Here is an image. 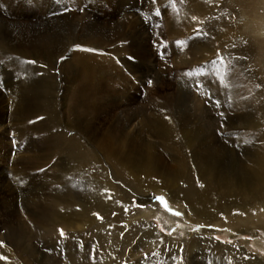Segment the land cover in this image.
I'll use <instances>...</instances> for the list:
<instances>
[{"label": "rangeland", "instance_id": "obj_1", "mask_svg": "<svg viewBox=\"0 0 264 264\" xmlns=\"http://www.w3.org/2000/svg\"><path fill=\"white\" fill-rule=\"evenodd\" d=\"M88 1L50 0L46 4L48 10L39 13L35 0H0V35L5 26L2 21L7 19L8 25L48 28L43 31L45 35L51 32V35L70 37L65 40L62 55L51 61L20 59L0 44V107L6 98L7 103L8 98L12 99L6 93L7 81L18 78L29 83L23 93L28 95H23L27 113L22 123L11 120L12 103L10 110H0V210L3 211H0V242H3L0 257L6 256L0 263L225 264L226 257L234 255L238 245L246 251L240 256H249L244 255L239 264H263L264 208L252 203L264 197V183L261 178L256 181L247 178L229 186L228 182L222 185L212 176L221 172L232 175L235 164L239 166V159L246 158L248 165H259L257 157L263 162L264 103L260 98H264V0H210L214 7L233 4L242 8L244 14L241 10L236 14L237 26L231 31H222L221 27L184 29L181 34H172L168 29L170 10H165L169 7L166 2L127 0L119 5L107 0H94V4ZM187 3L191 6L207 4L204 0H187ZM245 17L257 20L259 29L245 25ZM122 20L123 29H130L124 41L100 45L91 38L94 35L90 30L97 32L98 37L109 38L112 34L103 26ZM131 21L133 26L129 25ZM82 37L95 43L83 44ZM239 37L245 48L227 50L226 44L231 45ZM134 38L139 42L134 44L144 48L147 72L146 67L138 66L140 56L128 49ZM78 47L105 59L107 65L102 66H108L106 70L111 74L110 92L99 82V89H104L102 106L107 109L98 115L79 102L80 105L74 106L75 90L82 85L81 81L75 85L72 82L79 72L74 69L82 71L74 56ZM98 71L96 81L98 77L102 81L109 78ZM139 113L145 116L156 113L161 122L162 116L167 117L168 124L154 131L144 130L143 138L158 148L167 166L179 167L185 163V167L180 168V173L184 174L177 179L178 187L151 172L149 180L138 179V182L148 180L151 184L132 192L133 186L129 189L122 183L125 173L113 166L108 153L103 151L101 139L110 133L115 136L113 141L124 129L131 135L137 133L138 119H141H130ZM3 129L5 135L1 133ZM89 129L95 131L90 133ZM185 129L191 131L186 138L181 132ZM178 137L184 138L185 148L181 147L183 152L174 151L179 156L174 161L170 150ZM29 156L34 158L32 162ZM181 179L190 180L194 187L192 195L197 200L211 197L215 201V212L209 213L198 202L204 216H194L182 196L183 189L190 187L189 183ZM242 200H247V204ZM235 263L236 259L231 257V264Z\"/></svg>", "mask_w": 264, "mask_h": 264}, {"label": "bare ground", "instance_id": "obj_2", "mask_svg": "<svg viewBox=\"0 0 264 264\" xmlns=\"http://www.w3.org/2000/svg\"><path fill=\"white\" fill-rule=\"evenodd\" d=\"M13 1V0H12ZM50 0H35V2L38 4V12L39 13H45L48 9H47V2H49ZM109 3H113V4H121L123 1H127V0H107ZM130 1V0H129ZM145 2V0H142ZM196 1V0H195ZM207 4L206 5H195V6H191L187 3V0H159L160 3L166 2L167 4H169V7H166L165 10H170V13H168L169 18H167L168 22V26H169V31L174 34V33H179V32H183L184 29L192 31L194 29H199V30H208V29H214L217 27H221L223 28V30L226 31H231V29H233L234 27L237 26V15H239V11L241 10V13H243L242 8H238L232 5L230 6H218V7H214L210 0H204ZM238 1V0H235ZM251 1V0H250ZM39 2V3H38ZM231 2V1H230ZM246 2V1H245ZM88 3L90 4H94L95 1L94 0H89ZM175 3V4H174ZM219 4V2H217ZM234 3V2H233ZM249 3V2H248ZM251 3V2H250ZM18 4V3H17ZM227 4V3H226ZM236 5V4H235ZM113 6V5H112ZM238 6V5H237ZM91 7V6H89ZM112 8V7H111ZM117 8V7H116ZM115 8V11L117 10ZM142 8V7H141ZM257 8V7H256ZM29 9V8H28ZM121 9V8H120ZM119 9V10H120ZM144 9V8H143ZM114 10V9H113ZM164 10V11H165ZM250 10V9H249ZM32 11V9H31ZM96 11V10H95ZM245 11V10H244ZM15 12V11H14ZM28 12V11H27ZM155 12V11H154ZM163 12V10H162ZM166 12V11H165ZM123 13V12H122ZM164 13V12H163ZM109 14V13H108ZM151 14V13H150ZM115 15V14H114ZM250 15V14H249ZM35 16V15H34ZM28 17V16H27ZM38 17V16H37ZM206 18H208L209 20H206ZM246 20L245 21V25H249V27L251 28H256L257 26V20L256 22H254L253 19L251 18H247L245 17ZM264 18V16H263ZM39 20V19H38ZM41 20V19H40ZM117 20V19H116ZM132 20V19H131ZM134 21V20H133ZM131 21L129 23L130 26L134 25V22ZM5 26L3 29H1V35H0V44L1 45H5L10 52L13 54V56L18 57L20 59H35V60H45V61H51L52 59H57L60 55H62L64 49H65V40L69 39L70 37H63V35H59L58 33H55L54 35H51V32H47L46 35L44 34V30L46 29H42L39 27H32V26H23V28L20 26H15V25H8L9 21H2ZM106 22V21H105ZM261 22V21H260ZM112 23V22H111ZM108 23L107 25L103 26L105 29L109 30L110 34H112V36H110L107 39H103L101 37H98L95 33L94 30H90V32L92 33L91 38L95 39V41L99 42L97 44L103 45V44H115L119 41H124L125 40V36L126 34L129 35L126 31L130 30H124V20H122L119 23ZM30 25V24H28ZM45 27V26H44ZM260 27V26H259ZM258 27V29H259ZM248 28V27H247ZM97 29V28H96ZM257 29V28H256ZM255 30V29H254ZM104 31V30H103ZM130 32V31H129ZM263 32V31H262ZM89 33V32H88ZM107 33V32H106ZM222 33V32H221ZM102 34V33H101ZM105 34V33H104ZM181 34V33H179ZM189 34V33H188ZM197 34V33H196ZM51 35V36H48ZM186 35V34H185ZM128 38V36H127ZM240 38V37H239ZM138 39V38H137ZM189 39V38H188ZM191 39V37H190ZM227 39V38H226ZM133 40V39H132ZM185 40V39H184ZM68 41V40H67ZM128 41V39L126 40V42ZM226 41V40H225ZM83 42V44H87L90 45L91 43H95L93 42L90 38H86V37H82L81 41ZM216 42V40H215ZM128 43V42H127ZM138 44L139 42L136 40V38H134L133 43H131V45L133 46H128V49L135 51V53H137L140 58L142 60L140 61V65H138L139 67L145 68L146 67V63L144 62L145 58L143 57V47H140L135 45ZM108 46V45H107ZM86 47V46H85ZM226 49L228 50H242L245 48V43L243 42V39H237L236 42H232L231 45L226 44ZM118 48V47H117ZM109 49V48H108ZM189 49V48H188ZM251 49V48H250ZM8 50V51H9ZM190 50V49H189ZM206 52V51H205ZM204 52V53H205ZM9 53V52H8ZM182 53V52H181ZM184 53V52H183ZM232 53V52H231ZM184 55V54H183ZM196 55V54H195ZM211 55V54H210ZM239 55V54H238ZM74 56L76 59V63L77 65H80L82 71H80V69H74V72H78V74L74 75V77L72 78V82L75 84H80V81L82 82L81 86H77L76 88V96H77V101L75 102L74 106H78L80 104L85 105L86 109L91 110V112L93 111L96 115H98L101 112H104L107 108L102 106V94H103V90L99 89V82L101 86H104L105 90L107 92H110V87H111V77H110V73L107 72L106 69H108V66H102L104 65V60L101 57L97 58L95 52L91 53V51L89 53L84 52V50H82L81 48H76L74 51ZM198 56V55H197ZM29 59V60H30ZM191 59V58H190ZM1 60V59H0ZM5 60V59H4ZM237 60V59H236ZM245 60V59H244ZM187 61V60H186ZM107 62V61H106ZM41 63V61L39 62ZM59 63V60H58ZM72 63V62H71ZM183 63V62H182ZM1 64V63H0ZM43 64V63H42ZM57 64V62H56ZM74 64V63H73ZM195 64V63H194ZM47 65V64H46ZM50 65V64H48ZM75 65V64H74ZM107 65V64H105ZM97 66V67H96ZM192 66V65H191ZM8 67V66H7ZM52 67V66H51ZM70 67V65H69ZM72 67V66H71ZM76 67V66H75ZM38 68V67H37ZM36 68V69H37ZM46 68V67H45ZM12 69V68H11ZM98 70H100V72H103L105 75L109 76V78H105L104 81H102L101 78H97L96 81V76L99 75L98 74ZM147 72V67L144 69ZM177 70V69H176ZM11 71V70H10ZM13 71V70H12ZM32 73V72H31ZM44 73V71L42 72ZM48 73V72H47ZM53 73V72H52ZM33 74V73H32ZM45 74V73H44ZM68 74V73H66ZM31 75V74H30ZM42 75V74H41ZM48 75V74H47ZM61 75V74H60ZM65 75V74H64ZM66 76V75H65ZM35 77V76H34ZM33 78V77H32ZM49 78V76H48ZM67 78V77H66ZM70 78V77H69ZM232 78V77H231ZM249 78V77H248ZM39 79V78H38ZM53 79V78H52ZM1 80V79H0ZM67 81V80H66ZM255 81V80H254ZM7 85L5 86L7 88L6 93L7 96L11 98H8V103H7V98L4 101V105L0 107V110H4L5 108L7 110L8 109L9 104H11V110H10V117L11 120H14L15 122H19L22 123L23 120L25 119L26 113H27V106L24 102L23 99V93L26 91V86L29 83H25L24 79L23 82L21 79L18 78H12L9 82L7 81ZM53 83V82H51ZM83 83H86L83 85ZM36 84V83H35ZM55 84V83H54ZM56 85V84H55ZM249 86V85H248ZM251 86V85H250ZM55 87V86H53ZM59 87V86H58ZM47 88V87H46ZM52 88V87H51ZM28 91V90H27ZM34 91V90H33ZM44 91H47L46 89ZM49 91V90H48ZM53 91V90H52ZM117 92V91H116ZM114 92V93H116ZM46 93V92H45ZM52 93V92H51ZM54 93V92H53ZM179 93V92H178ZM50 94V93H49ZM108 94V93H107ZM169 94V93H168ZM28 95V94H27ZM26 95V96H27ZM45 95V94H44ZM47 95V94H46ZM45 95V96H46ZM21 96V97H20ZM25 96V95H24ZM25 96V97H26ZM49 97V96H48ZM53 97V95H52ZM104 97V96H103ZM107 97V96H105ZM175 97V96H174ZM30 98V97H29ZM34 98V97H32ZM51 98V96H50ZM45 99V98H44ZM159 99V98H158ZM168 99V98H167ZM27 100V99H26ZM41 100V99H40ZM53 100V99H52ZM110 100V99H109ZM163 100V99H162ZM168 101V100H166ZM260 101H262L264 103V98L261 97ZM2 102V100H0V103ZM45 102V100L43 101ZM80 104H79V103ZM178 102V101H177ZM250 102V101H249ZM42 103V102H41ZM49 103V102H48ZM176 103V102H174ZM104 104V103H103ZM165 104V103H164ZM168 104V103H167ZM178 104V103H176ZM39 105V103H38ZM66 105V104H64ZM166 105V104H165ZM35 106V105H34ZM48 107V106H47ZM159 107V106H158ZM173 107V106H172ZM160 108V107H159ZM167 108V107H166ZM39 109V108H38ZM162 110V109H161ZM43 111V110H42ZM166 111V110H165ZM179 111V109H178ZM1 112V111H0ZM108 112V111H107ZM170 112V111H169ZM5 111H3V114L5 115ZM33 113V112H32ZM39 113V112H38ZM37 113V114H38ZM41 113V112H40ZM160 113V112H159ZM133 114V113H132ZM53 115V114H52ZM182 115V114H181ZM36 116V114L34 115ZM2 117V115L0 116ZM8 117V119L10 118ZM38 117V115H37ZM36 117V118H37ZM128 117V116H127ZM140 117L141 120L138 119V121H140L138 123V129H137V133L135 134H130L128 131H126V129H124L121 133L120 136L116 137L115 140L113 141V134L110 133L109 136H105L103 139H101L100 145L103 149L104 152H107L109 155V160L112 163V165H116L117 168L119 170H121L122 172H124L125 174L122 176L123 179V184H125L126 186L124 187H128L129 189H131V186H133V191H137L138 188L144 186V185H149L151 184V182H149V178L152 177L151 176V172L155 175L160 176L161 178L165 179L166 181H170V182H174L176 184V186L178 187V183H177V179L180 177V168H184L185 167V163H182L179 167L173 165H169L167 166V164H164L163 159L160 155V153L157 151L158 148L154 145L151 144L152 142L150 141H146L143 138V133L144 130H149V131H154L157 128H159L162 125L168 124V119L167 117H163L162 116V120L163 122H161L159 120V116L155 113L152 116H145L144 113H139L138 115L131 117L130 121H132L134 118ZM170 117V116H169ZM189 117V116H188ZM171 118V117H170ZM35 119V118H34ZM92 120V119H91ZM137 120V119H136ZM90 121V120H88ZM129 121V124H130ZM192 121V119H191ZM39 122V121H38ZM56 122V121H55ZM127 122V121H126ZM189 122V120H188ZM66 123V122H65ZM90 123V122H89ZM95 123V122H94ZM187 123V122H186ZM257 123V122H256ZM27 124V123H26ZM62 124V123H61ZM60 124V125H61ZM72 124V123H71ZM182 124V123H180ZM189 124V123H188ZM37 125V124H36ZM67 125V124H66ZM88 125V123H87ZM86 125V126H87ZM91 125V124H90ZM125 125V124H124ZM48 126V125H47ZM46 126V127H47ZM183 126V125H182ZM186 126V125H185ZM236 126V125H235ZM1 127V126H0ZM51 127V126H50ZM63 127V126H62ZM79 127V126H78ZM2 128V127H1ZM30 128V127H29ZM41 128V127H40ZM61 128V127H60ZM71 128V127H70ZM99 128V127H98ZM175 128V127H174ZM42 129V128H41ZM55 129V128H54ZM181 129V128H180ZM46 130V129H45ZM44 130V131H45ZM49 130V129H48ZM88 130V129H87ZM12 131V130H11ZM10 131V132H11ZM95 131V129H89L90 133H93ZM115 131V130H114ZM143 131V132H142ZM5 130H2V135H5ZM8 132V131H7ZM9 132V133H10ZM13 132V131H12ZM29 132V131H28ZM32 132V130L30 131ZM37 132V131H35ZM46 132V131H45ZM105 131H103L104 133ZM107 132V130H106ZM109 132V131H108ZM135 132V131H134ZM182 134L186 137H188V135H190L191 131H189L188 129L185 130H181ZM47 133V132H46ZM148 133V131H147ZM151 133V132H150ZM178 133V132H177ZM14 134V133H13ZM20 134V133H19ZM38 134V133H37ZM105 134V133H104ZM103 134V136H104ZM153 134V133H151ZM150 134V135H151ZM22 135V134H21ZM20 135V136H21ZM36 135V134H34ZM147 136V135H146ZM155 136V135H154ZM17 137V136H16ZM91 137V136H89ZM138 137V139H137ZM262 137V136H261ZM33 138V137H32ZM15 139V138H14ZM94 139V138H93ZM148 139V138H147ZM150 139V138H149ZM2 140V139H1ZM8 140V138H7ZM21 140V139H20ZM194 140V139H192ZM10 141V140H9ZM24 141V140H23ZM96 141V140H94ZM187 141V140H186ZM188 142V141H187ZM193 142V141H192ZM264 142V141H263ZM11 143V142H9ZM22 143V142H18ZM43 143V142H42ZM51 143V142H50ZM49 143V144H50ZM221 143V142H220ZM2 144V143H1ZM5 144V141H4ZM37 144V143H36ZM85 144V143H84ZM83 144V145H84ZM224 144V143H223ZM3 145V144H2ZM1 145V146H2ZM20 145V144H19ZM17 145V146H19ZM45 146L47 145L44 144ZM217 145V144H216ZM215 145V146H216ZM228 145V144H227ZM3 147V146H2ZM12 147V146H11ZM20 147V146H19ZM86 147V146H85ZM181 147L185 148L184 145V138L178 137V140L173 142L172 144V148L170 150V155L172 156L173 160L176 161V158H179V156L177 155L178 153L174 152L175 150H180L182 151ZM218 147V146H217ZM7 148L4 146V149ZM34 148V147H33ZM38 148V147H37ZM224 148V147H223ZM2 149V148H1ZM217 149V148H216ZM6 150V149H5ZM45 150V147H44ZM47 150V149H46ZM38 151V150H37ZM94 151V150H93ZM198 151V150H197ZM17 152V151H16ZM54 152V151H52ZM51 152V153H52ZM183 152V151H182ZM186 152V151H185ZM12 153V152H11ZM28 153V151H27ZM48 153V152H47ZM95 153V152H94ZM99 153V152H98ZM20 154V152H19ZM24 153H21V155ZM26 154V153H25ZM31 154V153H30ZM38 154V153H37ZM36 154V155H37ZM42 154V153H41ZM186 154V153H185ZM27 155V154H26ZM32 155V154H31ZM35 155V154H34ZM169 155V154H168ZM191 155V154H190ZM50 156V155H49ZM84 156V155H83ZM204 156V155H203ZM240 156V155H239ZM255 155H252V157ZM23 157V156H22ZM29 162H32L34 160V158L32 156ZM105 157V156H104ZM192 157V156H191ZM256 157V156H255ZM8 158V157H7ZM48 158V157H47ZM193 158V157H192ZM203 158V157H202ZM215 158V157H214ZM16 159V158H14ZM43 159V158H42ZM253 159V158H252ZM251 159V160H252ZM258 159V164L259 165H248L249 160H247L246 158H244L243 160L238 161L239 166H237L235 164L234 160V164H235V172L230 175V174H224L223 172H221L222 174H218V175H214L212 176V179L217 180L218 182H220L222 185H225L227 182V185H232L234 183V181H238L239 179L245 180L247 178H249L251 181H256V180H260L261 178V182L264 183V157L262 156V161L260 160V158H256ZM103 160V158H102ZM214 160V159H213ZM23 161V160H22ZM104 161V160H103ZM211 161V160H210ZM220 161V160H219ZM229 161V160H228ZM42 162V161H41ZM47 162V161H46ZM199 162V161H197ZM213 162V161H212ZM225 162V161H222ZM85 162L83 161V164ZM105 163V161L103 162ZM202 163V162H201ZM200 163V164H201ZM205 163V162H204ZM263 163V164H262ZM19 164V163H18ZM36 164V163H35ZM25 165V164H24ZM28 165V164H27ZM45 165V164H44ZM103 165V164H102ZM216 165V164H215ZM38 166V165H37ZM41 166V165H40ZM68 166V165H67ZM212 166V165H211ZM210 166V167H211ZM232 166V165H231ZM30 167V166H29ZM34 167V166H33ZM191 167V166H190ZM194 168V166H192ZM209 167V166H208ZM209 167V168H210ZM229 167V166H228ZM28 169V168H27ZM40 169V168H39ZM43 169V167H42ZM197 170V169H196ZM199 170V169H198ZM197 170V171H198ZM210 170V169H209ZM213 170V169H212ZM228 170V169H227ZM42 171V170H41ZM74 171V170H73ZM187 171V170H186ZM189 171V169H188ZM193 171V170H192ZM200 171V170H199ZM211 171V170H210ZM241 171V172H240ZM66 172V171H65ZM86 174V173H85ZM89 174V173H88ZM110 174V173H109ZM184 174V173H182ZM37 175V174H36ZM61 175V174H59ZM192 175V174H191ZM63 176V175H62ZM103 176V175H101ZM112 176V175H111ZM182 176V175H181ZM190 176V175H189ZM202 176V175H201ZM82 177V176H81ZM105 177V176H104ZM37 178V177H36ZM85 178V177H84ZM139 178H143V179H148V180H143V182H138ZM39 179V178H38ZM64 179V178H63ZM74 179V178H73ZM87 179V178H86ZM113 179V178H112ZM160 179V178H159ZM197 179V177H196ZM203 179V178H202ZM84 180V179H83ZM90 180V179H89ZM158 180V179H157ZM184 182H188V189H183V193L182 196H185V200L188 204V208L191 210V212L193 213L194 216H201L203 215V211L202 209H200L199 203L200 202L201 206H205V208L207 209V211L209 213H214L216 210L215 207V201L211 198V197H207V198H201L199 200H197L193 195V186L190 185V180L187 181V179H181ZM204 180V179H203ZM249 180V181H250ZM39 181V180H38ZM86 181V180H85ZM193 181V180H192ZM200 181V180H199ZM241 181V180H240ZM35 182V180H34ZM104 182V181H103ZM101 182V183H103ZM111 182V181H110ZM120 183V184H122ZM247 183V182H245ZM253 183V182H252ZM86 184V183H84ZM96 184V183H95ZM111 184V183H110ZM118 184V183H117ZM195 185V183H193ZM214 184V183H213ZM35 185V184H34ZM108 185V184H107ZM169 185V184H168ZM215 185V184H214ZM249 185V184H246ZM33 186V185H32ZM97 186V185H96ZM99 186V185H98ZM104 186V185H102ZM110 187V185H108ZM185 187V186H184ZM248 187V186H245ZM244 187V188H245ZM98 188V187H96ZM100 188V187H99ZM116 188V187H115ZM170 188V187H169ZM199 188V187H198ZM202 188V187H201ZM238 188V187H237ZM104 189V188H103ZM107 189V188H106ZM104 189V190H106ZM113 189V188H112ZM117 189V188H116ZM168 189V187H167ZM165 188V190H167ZM175 189V188H174ZM209 189V188H208ZM214 189V188H213ZM223 189V188H222ZM22 190V189H21ZM24 190V189H23ZM97 190V189H96ZM103 190V191H104ZM111 190V189H110ZM148 190V189H147ZM226 190V188H225ZM240 190V189H239ZM25 191V190H24ZM109 191V190H107ZM196 191V190H195ZM203 191V189H202ZM201 191V192H202ZM210 191V190H209ZM229 191V190H227ZM236 191V190H235ZM241 191H245L243 188ZM261 191V190H260ZM264 191V190H263ZM26 192V191H25ZM91 192V191H89ZM88 192V193H89ZM105 192V191H104ZM113 192V191H112ZM111 192V193H112ZM142 192V191H141ZM147 192V191H146ZM173 192V191H172ZM176 192V191H175ZM200 192V191H199ZM204 192V191H203ZM215 192V191H214ZM97 193V192H96ZM101 193V192H100ZM110 193V192H109ZM116 193V192H114ZM136 193V192H135ZM179 193V192H178ZM218 193V192H216ZM237 193V192H236ZM240 193V192H239ZM24 194V193H23ZM47 194V193H46ZM113 194V193H112ZM123 194V192H122ZM134 194V193H132ZM144 194V193H143ZM175 194V193H174ZM215 194V193H212ZM227 194V193H226ZM233 194V193H232ZM30 195V194H29ZM99 195V194H98ZM96 195V196H98ZM104 195V193H103ZM137 195V194H136ZM194 197L195 199L191 198ZM202 195V194H201ZM204 195V194H203ZM208 195V194H207ZM216 195V194H215ZM261 195V194H260ZM73 196V195H72ZM116 196V195H115ZM225 196V195H223ZM248 196V195H247ZM92 197V196H91ZM111 197V196H110ZM123 197V196H122ZM263 197V196H262ZM29 198V196H28ZM31 198V197H30ZM135 198V197H134ZM169 198V196H168ZM227 198V197H226ZM57 199V198H56ZM73 199V198H72ZM97 199V198H96ZM113 199V198H112ZM121 199V198H120ZM219 199V198H218ZM242 199V198H241ZM244 199V198H243ZM247 199V198H246ZM54 200V199H53ZM90 200V199H89ZM220 200V199H219ZM264 200L263 198H256L255 202L252 203V206H257L259 205L260 207L264 208V205L262 204V201ZM128 201V200H127ZM189 201V202H187ZM244 202V200H242ZM247 201V200H246ZM245 201V202H246ZM27 202V201H26ZM99 202V201H97ZM125 202V201H124ZM129 202V201H128ZM132 202V201H131ZM191 202V203H190ZM237 202V201H236ZM241 202V201H240ZM244 202V203H245ZM248 202V201H247ZM246 202V204H247ZM134 203V202H133ZM132 203V204H133ZM179 203V202H178ZM251 203V202H250ZM76 204V203H75ZM79 204V203H78ZM77 204V205H78ZM110 204V203H109ZM118 204V203H117ZM99 205V204H98ZM114 205V204H113ZM182 205V204H181ZM230 205V204H229ZM228 205V206H229ZM240 205V203H239ZM4 206V205H3ZM10 206V205H9ZM90 206V205H89ZM104 206V204H103ZM140 206V205H139ZM223 206V205H222ZM227 206V204H226ZM231 206V205H230ZM241 206V205H240ZM239 206V207H240ZM250 206V205H249ZM12 207V206H11ZM28 207V206H27ZM97 207V205H96ZM114 207V206H113ZM133 207V206H132ZM185 207V206H184ZM187 207V206H186ZM232 208V207H230ZM20 209V208H19ZM61 209V208H60ZM97 209V208H96ZM116 209V208H115ZM120 209V208H119ZM154 209V208H153ZM188 209V210H189ZM228 209V208H227ZM235 209V208H234ZM250 209V207H249ZM258 209V208H257ZM260 209V208H259ZM4 210V209H3ZM70 210V209H69ZM73 210H75V208H73ZM1 211V210H0ZM64 211V210H63ZM99 211V210H98ZM117 211V210H116ZM186 211V210H185ZM228 211V210H226ZM225 211V212H226ZM3 212V211H1ZM76 212V211H75ZM102 213V212H101ZM111 213V212H110ZM190 213V211H189ZM261 213V212H260ZM91 214V213H90ZM156 214V213H155ZM101 216V215H100ZM104 216V215H103ZM143 216V215H142ZM204 216V215H203ZM3 217V216H2ZM17 217V216H16ZM192 217V216H191ZM24 218V217H23ZM103 218V217H101ZM100 218V219H101ZM148 218V217H147ZM53 219V218H52ZM115 219V218H114ZM202 219V218H201ZM15 220V218H14ZM93 220V219H92ZM197 220V219H196ZM99 221V220H98ZM148 221V219H147ZM13 222V221H12ZM17 222V221H16ZM203 222V219H202ZM149 223V222H148ZM91 224V223H90ZM151 224V223H150ZM13 225V224H12ZM59 225V224H58ZM140 225V224H139ZM138 225V226H139ZM72 226V224H71ZM133 226V225H132ZM153 226V225H152ZM62 227V226H61ZM79 227V226H78ZM108 227V225H107ZM113 227V226H112ZM135 227V226H134ZM76 228V226H75ZM86 228V227H85ZM101 228V227H100ZM244 228V227H243ZM61 229V228H60ZM107 229V228H106ZM109 229V228H108ZM147 229V228H146ZM77 230V229H76ZM84 230V228H83ZM78 231V230H77ZM93 231H95L93 229ZM105 231V230H104ZM157 231V230H156ZM191 231V230H190ZM199 231V230H198ZM98 232V231H97ZM106 232V231H105ZM145 232V231H144ZM188 232V231H187ZM207 232V231H206ZM64 233V232H63ZM192 233V232H191ZM259 234V233H258ZM141 235V234H140ZM204 236V235H203ZM207 236V235H206ZM143 237V236H142ZM199 237V236H198ZM153 238V237H152ZM193 238V237H192ZM154 239V238H153ZM209 239V237H208ZM211 239V238H210ZM183 240V239H182ZM186 240V239H185ZM195 240V239H194ZM178 241V240H177ZM193 241V240H192ZM151 242V241H150ZM191 242V241H190ZM203 242V241H202ZM208 242V241H207ZM152 243V242H151ZM150 243V244H151ZM195 243V241H194ZM217 243V242H216ZM190 244V243H189ZM213 244V243H212ZM215 244V243H214ZM237 244V243H235ZM239 244V243H238ZM198 245V244H197ZM233 245V244H232ZM246 245V244H245ZM242 244V246H245ZM241 246V245H240ZM189 247V246H188ZM205 247V244H204ZM225 247V246H224ZM237 250L235 252L234 255L232 256H228L226 257V262L225 264H231V257H233L234 259H236V263L235 264H239V260L242 259L244 257V255H246L245 257H247V254H244L243 256H240L242 253H245L246 251H244V249H241L238 247V245H236ZM173 248V247H172ZM197 248V247H196ZM212 248V247H211ZM230 248V247H229ZM193 249V248H192ZM218 249V248H217ZM221 249V248H219ZM196 251V249H194ZM230 250V249H229ZM193 251V250H192ZM211 251V250H210ZM222 251V250H221ZM189 252V251H188ZM227 252L229 253V251L227 250ZM249 252V251H248ZM198 253V252H197ZM217 253V252H216ZM251 253V252H250ZM195 254V253H194ZM225 254V253H224ZM252 254V253H251ZM192 255V254H191ZM197 255V254H196ZM215 255V254H214ZM256 255V254H255ZM254 255V256H255ZM218 256V255H217ZM252 255V257H254ZM3 257V256H2ZM225 257V256H224ZM249 257V256H248ZM251 257V258H252ZM257 257V256H256ZM6 258V256L4 257ZM8 258V256H7ZM10 258V257H9ZM255 258V257H254ZM1 259V258H0ZM220 259V258H219ZM19 260V259H18ZM250 260V259H249ZM260 260V259H259ZM2 261V260H1ZM14 261V260H13ZM16 261V260H15ZM102 261V260H101ZM247 261V260H246ZM256 261V260H255ZM117 262V261H116ZM192 262V261H191ZM260 262V261H259ZM5 263V261H4ZM12 263V262H11ZM190 263V262H189ZM262 264V262H260ZM1 264V263H0ZM16 264V263H15ZM18 264V263H17ZM23 264V263H22ZM194 264V263H193ZM196 264V263H195ZM259 264V263H258ZM264 264V263H263Z\"/></svg>", "mask_w": 264, "mask_h": 264}, {"label": "snow or ice", "instance_id": "obj_3", "mask_svg": "<svg viewBox=\"0 0 264 264\" xmlns=\"http://www.w3.org/2000/svg\"><path fill=\"white\" fill-rule=\"evenodd\" d=\"M32 63H34V61ZM160 199H163V198H160ZM164 203H165V206L167 207V202L165 201ZM177 214H179V213H177ZM60 231H61V235H63V230H60ZM2 244H3V242H0V246H2ZM0 258H4V257H0Z\"/></svg>", "mask_w": 264, "mask_h": 264}]
</instances>
